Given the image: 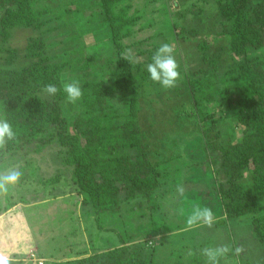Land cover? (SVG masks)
<instances>
[{"label": "trees", "instance_id": "trees-1", "mask_svg": "<svg viewBox=\"0 0 264 264\" xmlns=\"http://www.w3.org/2000/svg\"><path fill=\"white\" fill-rule=\"evenodd\" d=\"M125 1L97 0L89 7L88 27L95 32L104 30L112 46L104 63L98 53L86 56L82 47L74 50L79 56L73 60H57L49 56L47 41L40 36L28 41L24 58L29 63L16 70L9 68L18 59L17 50L6 45L11 32L32 29L44 35L53 31L48 26L54 18L49 17L48 8H35L33 0H0V40L4 45L0 55H5V67H0V110L17 132L13 140L0 144V170L17 157L57 147L63 167L70 172L72 191L83 207L93 210L101 230L102 217L125 214H119L123 203L134 207L132 203L138 199L155 198L161 187L170 193L180 188L187 179L183 171L172 170L176 185L168 177L165 180L162 162H188L185 166L195 167L213 181L210 196L218 210L216 206L212 209L220 217L214 226L221 224L230 234L229 222L249 216L253 239L264 249V0H218L219 36L229 38L232 65L222 74L213 68L201 76L190 75L185 96L191 107L178 109L172 116L180 117V135L175 132L178 137L173 141L163 132L170 118L160 122L170 115L167 102L159 104L163 97L148 94L139 99L143 87L139 80L148 75L142 63H134V55L127 54L130 45L125 41L132 37L131 28L139 19L136 14L129 16L132 6ZM161 45L154 43L152 51L136 50L135 56L145 57L143 64L148 65ZM206 46L200 45V50ZM66 74L82 89L75 104L63 93ZM49 84L58 88L55 95L44 91ZM224 124L225 131L221 129ZM177 140L185 149H193L184 156L155 162L168 142L174 145ZM199 154L204 161L197 162ZM247 176L250 180L242 182ZM61 181L57 174L39 182L46 186ZM187 201L185 205L197 206V200L192 204ZM4 203L2 206L0 200V217L17 204L9 197ZM156 208L160 214L162 210ZM110 231L119 238V246L101 262L89 260L86 264H153L152 259L143 262L139 258L143 246L131 250V244L126 243L130 236L125 240ZM229 245L231 251L225 258L238 252L234 241Z\"/></svg>", "mask_w": 264, "mask_h": 264}, {"label": "rangeland", "instance_id": "rangeland-1", "mask_svg": "<svg viewBox=\"0 0 264 264\" xmlns=\"http://www.w3.org/2000/svg\"><path fill=\"white\" fill-rule=\"evenodd\" d=\"M33 2L35 8L45 7L51 11L49 17L54 20L48 29L53 31L43 35L41 30H13L6 45L17 50L18 59L10 69L19 70L28 65L29 62L24 58V48L30 39L40 36L47 41L49 56L57 60H73L79 56L75 51L81 47L85 48L86 56L98 53L100 63L110 57L107 51L112 46L106 41V32L99 31V28L95 32L92 27H88L92 12L90 9L96 5L97 0ZM217 2L218 0H126L124 3L132 6L129 16L136 14L139 19L131 28L132 37L125 41V44L130 45L127 54L134 55V63H142V68L146 70L147 65L143 64L145 57L138 58L135 53L136 50L152 51L154 43L161 45L167 42L174 49L180 71L175 88L162 89L159 84L149 79L148 73L145 80H139L143 81L139 99L152 94L155 97H163L159 104L167 102L170 115L166 114L160 122L170 118L163 127V132L171 141L177 139L175 134H179L177 130H180L177 127L180 117L175 116L174 119L172 116L178 109L182 111L191 107L187 104L188 99L185 96V83L190 75L197 73L201 76L213 68H218L217 72L222 74L232 65L229 38L219 36L222 21L217 11ZM80 16L88 20L87 23L82 19L80 21ZM202 44H207L204 51L200 50ZM2 47L4 45L0 40V48ZM4 56L0 55L1 68L5 67ZM212 60L213 64L210 65ZM71 82L69 74H66L64 85ZM117 106L120 104L117 103ZM0 119H3L1 110ZM226 125L221 126L223 131ZM50 147L43 152H32L25 157H17L11 160L6 169L0 170V176L13 170L22 173L20 181L11 186L8 193H0L2 206L5 204V197L17 203L0 217V255L6 254L10 264H86L89 260L99 263L113 247L119 246V238L110 231L111 229L122 235L125 240V237H131V240L126 242L131 244V250L135 251L143 246L144 250H141L139 255L143 262L152 259L153 264H207L202 249L224 245L231 248L229 244L234 241L238 245V252L236 251L234 256L221 258L219 264H264V249L252 236L251 217L241 218L236 223L229 222L230 234H227V229L221 224L215 227L214 224L220 217L214 214L212 209V206H216L215 210H218V206L210 196L213 193L211 177H205L204 172L196 170L195 167L185 166L188 162L172 160L174 165L162 162L166 157L171 159L174 156H184L186 151L193 148L185 149L178 140L174 145L168 142L161 152V157L155 160L162 162L161 171L165 180L168 177L176 185L178 182L176 176L171 174L172 170L183 171L187 179L182 182L180 188L175 191L174 188L170 193V190L161 187L154 195L155 198L148 201L138 199L132 203L134 207L123 203L119 214H125L102 217L99 223L102 229L99 230L93 210L83 207L71 189V175L69 170L63 167V155L57 147ZM204 160L199 154L197 162ZM57 174L62 178L59 184H40V180ZM249 180L247 176L242 182ZM187 199L191 204L197 200V206L210 208L214 222L210 226L201 224L188 228L186 221L194 205H185ZM152 204L155 208L150 212ZM156 206L162 210L160 214Z\"/></svg>", "mask_w": 264, "mask_h": 264}, {"label": "clouds", "instance_id": "clouds-1", "mask_svg": "<svg viewBox=\"0 0 264 264\" xmlns=\"http://www.w3.org/2000/svg\"><path fill=\"white\" fill-rule=\"evenodd\" d=\"M149 79L159 84L162 89L169 90L177 86L180 78L179 65L175 59L174 49L169 44L161 45L151 58V63L146 67ZM44 91L48 95H55L58 88L52 84L46 86ZM63 93L69 103L75 104L82 97V89L78 82L73 81L63 86ZM17 135L14 127L6 119H0V144L7 140H13ZM22 176L20 171H10L7 175L0 176V193H8L11 186L16 185ZM182 192L183 189H180ZM214 222V215L210 208L194 206L187 218L188 228H195L201 224L211 225ZM231 251L228 245L221 247H206L202 249V255L207 258V264H219ZM0 264H10L9 257L0 255Z\"/></svg>", "mask_w": 264, "mask_h": 264}, {"label": "built area", "instance_id": "built-area-1", "mask_svg": "<svg viewBox=\"0 0 264 264\" xmlns=\"http://www.w3.org/2000/svg\"><path fill=\"white\" fill-rule=\"evenodd\" d=\"M38 264H42L41 262H39Z\"/></svg>", "mask_w": 264, "mask_h": 264}]
</instances>
